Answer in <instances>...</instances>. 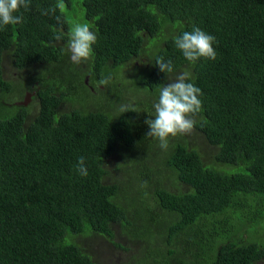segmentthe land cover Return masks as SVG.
<instances>
[{
    "label": "trees",
    "instance_id": "16d2710c",
    "mask_svg": "<svg viewBox=\"0 0 264 264\" xmlns=\"http://www.w3.org/2000/svg\"><path fill=\"white\" fill-rule=\"evenodd\" d=\"M18 14L22 22L0 30V264H98L86 239L97 237L127 253L114 228L127 235L129 208L171 229L166 243L178 237L197 262L203 253L206 264H261L264 0H30ZM80 22L98 40L77 66L65 45ZM194 25L216 37V58L189 67L173 37ZM160 56L175 72L159 70ZM6 60L21 79L5 77ZM185 70L202 92L192 115L201 134L178 135L165 150L147 136L146 120L159 87ZM26 92L28 106L17 105ZM200 144L214 150L209 165ZM128 189L141 191L140 206L129 204ZM68 233L78 246L64 243Z\"/></svg>",
    "mask_w": 264,
    "mask_h": 264
},
{
    "label": "clouds",
    "instance_id": "9594fccd",
    "mask_svg": "<svg viewBox=\"0 0 264 264\" xmlns=\"http://www.w3.org/2000/svg\"><path fill=\"white\" fill-rule=\"evenodd\" d=\"M30 0H0V30L10 25L22 22L19 15L21 8H27ZM57 6L62 7V4ZM55 10V7L52 9ZM43 14L47 15L45 11ZM98 36L90 24L76 23L65 45V53L74 65H81L89 61L93 54V46ZM175 47L180 51L189 67H194L201 60H214L216 51L214 44L216 37L206 32L199 26H192L190 30L182 31L173 37ZM159 70L164 73L175 72L174 63L164 57H157L155 61ZM110 78L101 80V84H108ZM201 89L193 82L190 71L185 70L176 75V78L158 89V96L152 107L154 114L146 120L148 125L147 136L159 142L162 149L167 150L169 142L178 135L185 134L194 127L192 115L198 113L202 106ZM121 111L126 112V106H121ZM77 171L82 176L88 174L85 158L79 157Z\"/></svg>",
    "mask_w": 264,
    "mask_h": 264
},
{
    "label": "rangeland",
    "instance_id": "374dc122",
    "mask_svg": "<svg viewBox=\"0 0 264 264\" xmlns=\"http://www.w3.org/2000/svg\"><path fill=\"white\" fill-rule=\"evenodd\" d=\"M147 57V56H146ZM140 58H137L134 61L135 65H140L139 64ZM4 75L7 78L13 79L14 81H17L18 79H21L19 76L18 72L14 71L11 67L8 61H5V70H4ZM84 82L87 84L85 85L87 88H92L93 86L91 83H89V79L84 80ZM109 84L116 85L117 82L115 81H109ZM102 88V87H100ZM27 94H31L30 92H26ZM103 97V95H102ZM20 99V96L15 98V100ZM18 103V102H17ZM11 111H15V109H11ZM196 124V123H195ZM194 124V125H195ZM195 126L190 130L189 132L183 134L184 137L192 140H196V138L201 134L198 130H195ZM171 143L174 144V140H171ZM200 146L203 148V161L207 165L211 164V162L214 159V150L211 149L210 147L206 146L205 144H200ZM113 170V168H112ZM169 170V169H168ZM156 171L161 173L162 170H160V164L157 165L156 163ZM121 172H124L123 168ZM169 172V171H167ZM230 173H241L244 172L243 169L234 167L230 169ZM113 171L111 174V177L113 176ZM117 176H121V174H117ZM116 176V177H117ZM114 177V178H116ZM108 181H111V179H108ZM177 182V181H176ZM172 189H175L176 185L174 182L171 184ZM183 190H186L182 188ZM188 190V189H187ZM127 193V198L128 202L135 203L136 205L140 206V194L138 190H132L128 189L125 191ZM139 195V196H138ZM139 208V207H138ZM238 215L240 214L239 211ZM147 214L135 210L133 208L128 209V215H127V221H125L124 227L127 231V235H124L123 231L115 227L114 228V235L115 239L114 241L117 244H123L125 248H131L127 253H124L123 251H120L118 249H115L108 240H105L104 238H94V239H89L86 238L88 241V244L91 246V251L94 252L95 257L97 260L98 264H128V261L131 259H139L142 254H144V261H136L135 264H206V260L204 258L203 253L197 258L198 262L194 257L195 256V251L191 246H186L184 243H181L178 246V237H175L174 239L177 240V243L173 242L174 246L172 247V244L166 243L165 236L162 234H167L166 238L170 236L169 231L167 228H164L163 231L160 232V229L157 230L155 224L148 223L147 220ZM166 222H169L168 224L171 227L173 219H166ZM156 223L161 221L159 218H155ZM257 221H254L252 225L250 226L251 232L255 233L254 227L257 224ZM142 228L147 229L149 232L145 233L146 238L143 236L141 237L142 233H138ZM228 228V227H227ZM153 234H150V233ZM162 235V236H161ZM78 236L76 235H71L67 234L64 239L65 244H74L76 245V240ZM85 239V237H84ZM257 241H264V237L262 235H258L257 237H254ZM125 240L131 242V245L133 247H130L129 244L127 245ZM78 246V245H76ZM187 248L185 255H181L182 251L181 249L183 247ZM103 259H106V261H103ZM130 260V261H131ZM264 264V261L261 263Z\"/></svg>",
    "mask_w": 264,
    "mask_h": 264
},
{
    "label": "water",
    "instance_id": "95a60500",
    "mask_svg": "<svg viewBox=\"0 0 264 264\" xmlns=\"http://www.w3.org/2000/svg\"><path fill=\"white\" fill-rule=\"evenodd\" d=\"M31 97H32L31 94H26L25 97H24V99H23V101H21L17 105H20V106H28V104L31 101Z\"/></svg>",
    "mask_w": 264,
    "mask_h": 264
},
{
    "label": "flooded vegetation",
    "instance_id": "af4514ba",
    "mask_svg": "<svg viewBox=\"0 0 264 264\" xmlns=\"http://www.w3.org/2000/svg\"><path fill=\"white\" fill-rule=\"evenodd\" d=\"M32 92L34 93V91H32ZM32 92H31V94H33Z\"/></svg>",
    "mask_w": 264,
    "mask_h": 264
}]
</instances>
